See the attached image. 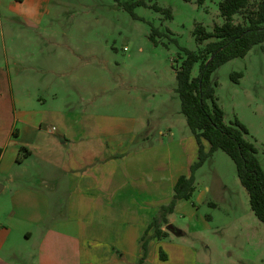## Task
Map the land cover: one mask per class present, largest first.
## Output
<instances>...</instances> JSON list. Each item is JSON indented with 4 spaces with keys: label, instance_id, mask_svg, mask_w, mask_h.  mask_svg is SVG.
I'll list each match as a JSON object with an SVG mask.
<instances>
[{
    "label": "rangeland",
    "instance_id": "1",
    "mask_svg": "<svg viewBox=\"0 0 264 264\" xmlns=\"http://www.w3.org/2000/svg\"><path fill=\"white\" fill-rule=\"evenodd\" d=\"M1 1L0 66L11 69L17 106L64 118L52 127L69 132L72 140L84 129L99 131L117 148L119 176L140 177L149 187L136 208L153 215L160 230L169 224L185 231L171 240L183 251L175 260L166 257L169 246L153 245L165 238L150 227L137 264H264V225L250 207L234 161L221 150L211 153L203 139L199 143L176 92L174 66L186 51L198 52L212 41L200 44L194 30L202 25L212 32L223 25V0H150L135 7L136 17L125 9L132 0H49V13L36 23L8 17L14 0ZM154 4L170 9L173 18L155 11ZM250 9L253 3L235 23L246 25ZM153 29L160 33L156 42L150 39ZM211 79L225 122L238 120L247 128L264 170V43L222 65ZM36 91L34 100L21 98ZM192 166L197 168L191 199L167 210L178 180L190 177ZM65 199L59 200L62 213Z\"/></svg>",
    "mask_w": 264,
    "mask_h": 264
},
{
    "label": "crops",
    "instance_id": "2",
    "mask_svg": "<svg viewBox=\"0 0 264 264\" xmlns=\"http://www.w3.org/2000/svg\"><path fill=\"white\" fill-rule=\"evenodd\" d=\"M12 2L8 17L28 23L49 13V0ZM11 80V69L0 66V264H137L153 215L136 199L149 187L119 176L117 148L99 131L72 140L52 127L64 118L19 108ZM38 91L21 98L34 100ZM161 231L165 241L153 245L169 246L167 259L183 258L171 240L185 231L169 224Z\"/></svg>",
    "mask_w": 264,
    "mask_h": 264
},
{
    "label": "trees",
    "instance_id": "3",
    "mask_svg": "<svg viewBox=\"0 0 264 264\" xmlns=\"http://www.w3.org/2000/svg\"><path fill=\"white\" fill-rule=\"evenodd\" d=\"M22 1V0H18ZM150 0H132L127 2L125 9L134 17L136 6H148ZM254 9L249 10L246 25L235 23V17L251 4ZM157 12H162L167 19H172L170 9H162L156 4L151 5ZM220 15L224 19L223 25L215 26L208 32L202 25L194 30L196 40L202 44L210 41L206 47L198 52L186 51V57L180 66H174L176 72V92L181 100V111L186 117L187 124L195 133L199 143L207 141L210 152L221 150L235 163L237 174L245 188L252 211L264 225V170L258 159V150L254 143L247 139L248 130L238 120L227 124L224 112L216 97L217 84L212 81V74L225 63L234 59L244 58L251 49L264 43V0H223L219 4ZM160 35L153 29L150 39ZM199 64L197 76H193L195 66ZM205 155L201 153V160ZM192 166L190 177L182 176L175 186V196L171 208L173 210L178 200H189L195 190L194 171ZM166 211V210H165ZM156 236H163L158 223ZM143 248H146L144 242Z\"/></svg>",
    "mask_w": 264,
    "mask_h": 264
},
{
    "label": "water",
    "instance_id": "4",
    "mask_svg": "<svg viewBox=\"0 0 264 264\" xmlns=\"http://www.w3.org/2000/svg\"><path fill=\"white\" fill-rule=\"evenodd\" d=\"M169 229H171V230H172V229H173V227H172V226H169Z\"/></svg>",
    "mask_w": 264,
    "mask_h": 264
}]
</instances>
